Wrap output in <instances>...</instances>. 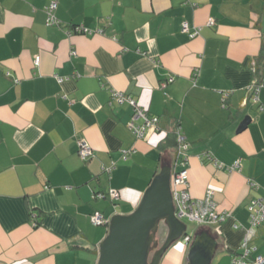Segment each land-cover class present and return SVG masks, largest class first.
I'll list each match as a JSON object with an SVG mask.
<instances>
[{"label": "crops", "instance_id": "crops-1", "mask_svg": "<svg viewBox=\"0 0 264 264\" xmlns=\"http://www.w3.org/2000/svg\"><path fill=\"white\" fill-rule=\"evenodd\" d=\"M51 1L55 25L45 22ZM183 22L198 33L182 32ZM252 61L264 66V0H0V264H96L106 226L90 215L134 209L160 167L172 170L176 148L157 145L176 127L188 142L190 194L211 188L230 213L202 227L217 241L210 264H229L247 203L264 197V86L257 102L250 87L264 75ZM111 90L157 115L160 130L134 137L131 107ZM79 139L93 150L85 161ZM109 188L117 200L94 196ZM251 244L264 256V223ZM169 252L160 264L184 263V249Z\"/></svg>", "mask_w": 264, "mask_h": 264}, {"label": "built area", "instance_id": "built-area-1", "mask_svg": "<svg viewBox=\"0 0 264 264\" xmlns=\"http://www.w3.org/2000/svg\"><path fill=\"white\" fill-rule=\"evenodd\" d=\"M57 7L56 1L49 2L45 7L44 11L46 14L45 22L48 25H55L59 23V20L55 16L54 12ZM207 24L213 25L214 20L208 18ZM72 31L77 33L91 34L94 31L88 30L80 26H73ZM100 31V30H98ZM181 31L193 37L198 33V28H189L187 23L183 22L181 25ZM74 53V52H72ZM252 71H255V64L252 61ZM261 72L264 75V66L261 67ZM172 77H168L166 82H171ZM264 86V77L260 80L254 79L250 85L252 89L251 98L254 102L258 101V92L261 87ZM227 96V94H224ZM110 98L117 103H127L131 107V115L127 122V127L130 129L134 137L143 138L144 135L149 132L159 131V117L148 113L145 109L139 106L136 100L128 94L122 91L111 90ZM259 110L262 109L258 106ZM175 140H176V161L171 170L170 176V188L174 206V213L178 219L186 218L192 222L200 225H207L215 222H223L230 217L228 211L218 210L216 202L213 198L214 191L211 188H207L202 197H193L188 189L187 171L185 168L186 150L188 148V142L186 137L181 132L179 127L174 129ZM131 151V150H130ZM129 150H123L121 158L124 160L127 158ZM77 155L81 160H87L93 155L91 146L84 140H77ZM205 158L212 161L214 165L221 167L222 163L217 162L210 154H205ZM180 159V160H179ZM178 166V168H177ZM114 164L109 166H103L102 170L105 172L111 171ZM226 169H238V161H234L231 165L226 166ZM247 183L250 188L257 189L258 183L252 179H248ZM96 198L105 197L101 192L94 194ZM106 196L111 200L115 201L118 199V192L114 188L107 190ZM248 212L247 227L245 233L239 244V251L232 254L229 264H264V256L262 255H251L255 251V247L251 244L252 238L255 234L256 228L264 223V197H254L246 205ZM108 218L104 217L103 214L96 210L90 215V221L94 226H106L108 224ZM234 227H241L240 224H233ZM182 241L185 245L189 244L192 235L186 233L182 237Z\"/></svg>", "mask_w": 264, "mask_h": 264}, {"label": "water", "instance_id": "water-1", "mask_svg": "<svg viewBox=\"0 0 264 264\" xmlns=\"http://www.w3.org/2000/svg\"><path fill=\"white\" fill-rule=\"evenodd\" d=\"M249 121L245 116L236 131ZM170 176L171 166H161L134 209L109 218L106 234L97 245L96 264H160L169 246L186 234L185 224L174 213ZM160 224L164 233L161 239ZM216 248V238L200 227L192 235L183 264H210Z\"/></svg>", "mask_w": 264, "mask_h": 264}, {"label": "rangeland", "instance_id": "rangeland-1", "mask_svg": "<svg viewBox=\"0 0 264 264\" xmlns=\"http://www.w3.org/2000/svg\"><path fill=\"white\" fill-rule=\"evenodd\" d=\"M181 221L185 224L186 233L191 234V235H193L198 228L204 226V225H200V224H197L195 222H192V221H190V220H188L186 218H182ZM162 231H163V225L160 224L159 230H158V236H159L160 239L164 236V233ZM188 245L189 244L185 245L184 242L182 241V238H179L178 240H176L173 244H171L169 246L168 250H170V252H169L170 256L175 259V257L178 256V254L183 249L186 252V249L188 248Z\"/></svg>", "mask_w": 264, "mask_h": 264}, {"label": "trees", "instance_id": "trees-1", "mask_svg": "<svg viewBox=\"0 0 264 264\" xmlns=\"http://www.w3.org/2000/svg\"><path fill=\"white\" fill-rule=\"evenodd\" d=\"M254 64H255L256 73H258V71L260 72L261 67H257L255 61H254ZM259 74L261 75L262 73H259ZM175 147H176V140H175V132H174V129H173L170 133H167L164 136V138L158 143L157 148L160 151H164V149L175 148ZM95 193H97V192H95ZM101 193H103L106 196L107 191L106 192H101ZM202 227H204V226H202Z\"/></svg>", "mask_w": 264, "mask_h": 264}]
</instances>
